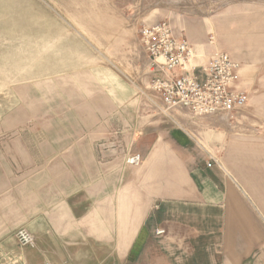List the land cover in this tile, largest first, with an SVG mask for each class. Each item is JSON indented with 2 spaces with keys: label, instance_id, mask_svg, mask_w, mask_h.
<instances>
[{
  "label": "crops",
  "instance_id": "crops-1",
  "mask_svg": "<svg viewBox=\"0 0 264 264\" xmlns=\"http://www.w3.org/2000/svg\"><path fill=\"white\" fill-rule=\"evenodd\" d=\"M262 2L228 0L210 18L205 11L178 14L165 8L156 21L139 27L167 21L175 37H186L197 54L206 55L196 60L200 66L215 51L227 53L240 67L234 89L247 94L246 105L200 119L163 116L158 135L124 122L122 133L132 135L125 141L126 155L141 156L136 167L106 162L107 143L97 163L88 137L81 184L75 163L63 167L60 180L51 153L50 163L38 164L34 175L3 190L9 195L17 190L19 200L12 205L16 218L0 224V240L11 247L0 245V255L11 256L1 264H264ZM198 75L204 79L202 71ZM243 110L248 118L241 134L228 131L222 165L214 159L208 167L213 157L203 138L219 143L215 130L222 117ZM20 227L34 235V247L18 245L14 231Z\"/></svg>",
  "mask_w": 264,
  "mask_h": 264
},
{
  "label": "rangeland",
  "instance_id": "rangeland-1",
  "mask_svg": "<svg viewBox=\"0 0 264 264\" xmlns=\"http://www.w3.org/2000/svg\"><path fill=\"white\" fill-rule=\"evenodd\" d=\"M226 2L0 0V224L16 218L11 211L19 200L17 190L12 195L3 190L34 175L38 164L50 163L51 153L60 180L63 167L75 163V179L81 184L88 137L94 140L97 163L100 147L107 143L106 162L125 165V141L132 135L122 133L124 122H136L143 134L158 135L163 116L200 119L161 105L146 75L139 27L156 21L161 9L178 14L205 11L210 18ZM247 118L244 110L222 117L215 130L219 143L203 138L202 145L219 165L228 131L241 134ZM100 135H106V141H99ZM0 245L11 249L8 241L0 240ZM9 257L0 255V264Z\"/></svg>",
  "mask_w": 264,
  "mask_h": 264
},
{
  "label": "built area",
  "instance_id": "built-area-1",
  "mask_svg": "<svg viewBox=\"0 0 264 264\" xmlns=\"http://www.w3.org/2000/svg\"><path fill=\"white\" fill-rule=\"evenodd\" d=\"M139 38L149 57L150 87L166 108L183 107L203 117L246 105L247 94L234 89L240 67L227 53L215 51L207 65H198L193 46L186 37H175L167 21L142 26ZM199 71L204 79H200ZM125 162L129 166H139L141 156L128 154ZM214 162V158H210L207 166ZM14 238L20 247H34L36 243L34 235L25 227L16 229Z\"/></svg>",
  "mask_w": 264,
  "mask_h": 264
}]
</instances>
